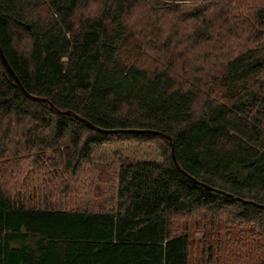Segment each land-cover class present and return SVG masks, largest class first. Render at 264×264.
I'll use <instances>...</instances> for the list:
<instances>
[{"label": "trees", "instance_id": "obj_1", "mask_svg": "<svg viewBox=\"0 0 264 264\" xmlns=\"http://www.w3.org/2000/svg\"><path fill=\"white\" fill-rule=\"evenodd\" d=\"M0 48L48 100L0 57V264H264V0H0Z\"/></svg>", "mask_w": 264, "mask_h": 264}, {"label": "rangeland", "instance_id": "obj_2", "mask_svg": "<svg viewBox=\"0 0 264 264\" xmlns=\"http://www.w3.org/2000/svg\"><path fill=\"white\" fill-rule=\"evenodd\" d=\"M124 144H128V143L125 142ZM128 145H130V144H128ZM117 146H121L123 149L127 148V146H124V145H117ZM132 154H133V156L139 157V158H142V159L143 158H155L156 157V154H153V153H151L149 151L146 152V153L141 151L140 153H136V154L132 153ZM93 158H94L95 162H97V161H99V162H109L110 159H111V155H110L109 152L103 151V153H102L101 151L96 150L95 154L93 155ZM109 186L113 187L112 184L109 185ZM106 196L110 197V198H111V196L113 197L114 196V189L108 188L107 191H106ZM197 235H199V234L197 233Z\"/></svg>", "mask_w": 264, "mask_h": 264}, {"label": "water", "instance_id": "obj_3", "mask_svg": "<svg viewBox=\"0 0 264 264\" xmlns=\"http://www.w3.org/2000/svg\"><path fill=\"white\" fill-rule=\"evenodd\" d=\"M0 57H1V59H2V61H3V63H4V65H5V67L7 68V70L9 71V73L12 75V77L14 78V80L16 81V83L18 84V86L21 88V90H23V92L27 95V96H29V97H31V98H33V99H37V100H45V101H48L46 98H40V97H36V96H32V95H30V94H28L24 89H23V87H22V85H21V83L19 82V80H18V78L16 77V75L13 73V71L11 70V68L9 67V65H8V63H7V61H6V59H5V57H4V55H3V53H2V51H1V48H0ZM57 111H59V110H57ZM66 113H71L70 111H65ZM83 121H85L84 119H82ZM86 122V121H85ZM88 123V122H87ZM89 124V126H91V127H94L91 123H88ZM129 131H135V132H137L138 130H129ZM157 133V132H156ZM168 139H170L168 136H166ZM172 147V146H171ZM171 152H172V155H173V151H172V148H171ZM174 162H175V159H174Z\"/></svg>", "mask_w": 264, "mask_h": 264}]
</instances>
